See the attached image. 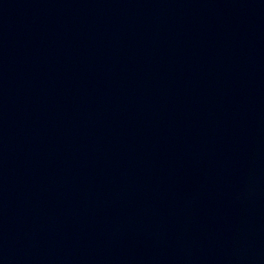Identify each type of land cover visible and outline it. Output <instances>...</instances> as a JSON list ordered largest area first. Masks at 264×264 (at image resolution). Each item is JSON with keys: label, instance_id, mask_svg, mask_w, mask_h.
Returning <instances> with one entry per match:
<instances>
[{"label": "water", "instance_id": "1", "mask_svg": "<svg viewBox=\"0 0 264 264\" xmlns=\"http://www.w3.org/2000/svg\"><path fill=\"white\" fill-rule=\"evenodd\" d=\"M0 264H264V0H0Z\"/></svg>", "mask_w": 264, "mask_h": 264}]
</instances>
